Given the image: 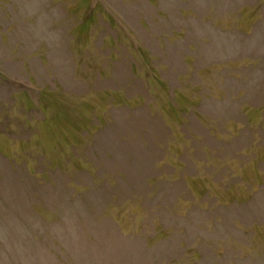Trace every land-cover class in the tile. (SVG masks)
Here are the masks:
<instances>
[{
  "label": "rangeland",
  "instance_id": "obj_1",
  "mask_svg": "<svg viewBox=\"0 0 264 264\" xmlns=\"http://www.w3.org/2000/svg\"><path fill=\"white\" fill-rule=\"evenodd\" d=\"M0 264H264V0H0Z\"/></svg>",
  "mask_w": 264,
  "mask_h": 264
},
{
  "label": "trees",
  "instance_id": "obj_2",
  "mask_svg": "<svg viewBox=\"0 0 264 264\" xmlns=\"http://www.w3.org/2000/svg\"><path fill=\"white\" fill-rule=\"evenodd\" d=\"M110 18H111V20H113V18H112L111 16H110ZM154 78H155L156 81L159 79L157 76L154 77ZM108 94H109V103H110L111 105H114V104H116V103H119V100H118V98L116 97V92H111V91H109ZM126 100H127V99H126ZM129 101H130V100H127V103H129ZM120 103L125 104V103H123V102H120ZM254 159H255L254 162H257L258 157L255 156ZM230 172H231V173H230ZM228 173H229L230 177H235V176H237V173L235 174L234 171H232L231 169H229ZM243 181H244V179H243V178H240V180H239L238 182H235V184H233V185L235 186L236 184H241V183H243ZM233 185H231V186H233Z\"/></svg>",
  "mask_w": 264,
  "mask_h": 264
}]
</instances>
